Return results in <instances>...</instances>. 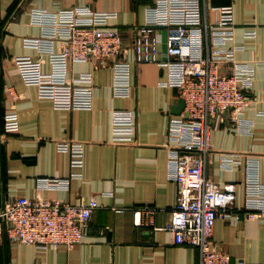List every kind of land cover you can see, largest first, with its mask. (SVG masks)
Returning a JSON list of instances; mask_svg holds the SVG:
<instances>
[{
    "label": "crops",
    "instance_id": "crops-1",
    "mask_svg": "<svg viewBox=\"0 0 264 264\" xmlns=\"http://www.w3.org/2000/svg\"><path fill=\"white\" fill-rule=\"evenodd\" d=\"M155 2L0 0V207L19 197L75 205L94 198L99 204L83 243L73 249L39 248L4 237L0 264H200L199 249L177 245L174 233L165 229L178 196L169 163L174 145L167 137L169 115H176L180 100L178 89L169 85L166 66L135 62L134 29L146 25L147 10ZM201 6L210 25L218 18L215 8L233 7L238 62L254 69L240 119L221 113L212 121L206 176L220 185H237L235 210L217 220L213 242L233 263L264 264V220H248L244 209L247 164L264 184V0H201ZM76 7L116 13L109 23L120 30L132 62L128 97H115L113 70L97 69L91 61L68 69L75 78L93 73L91 109H73L71 88L51 83L48 55L45 62L38 60L44 28L33 23L32 13ZM152 38L159 61L167 60L166 29H155ZM232 66L223 64V72L231 73ZM13 110L20 129L6 132L4 117ZM116 113L132 118L118 122ZM62 142L81 144L82 155L59 151ZM48 179L62 181L61 188L45 187ZM146 207L154 210L153 226L138 225Z\"/></svg>",
    "mask_w": 264,
    "mask_h": 264
},
{
    "label": "built area",
    "instance_id": "built-area-1",
    "mask_svg": "<svg viewBox=\"0 0 264 264\" xmlns=\"http://www.w3.org/2000/svg\"><path fill=\"white\" fill-rule=\"evenodd\" d=\"M215 25L203 16L201 0H156L147 10V22L136 27L133 42L135 62H159L168 68L169 85L178 89L185 103L180 115H169L167 137L174 145L169 163L178 188L177 205L172 221L165 227L174 233L176 244L198 248L200 264L233 263L230 255L213 242L219 218H228L235 210L237 185H220L206 176V160L211 148L212 121L221 113L239 120L247 109L245 89L253 81L254 69L238 62L240 47L235 39L234 9L215 8ZM113 12H96L89 7H76L62 12L35 9L33 23L44 28L38 60L48 55L52 65L51 83L71 88L73 109H91L94 99L93 73L69 76V65L91 61L97 69L113 70V94L128 97L131 92L132 62L118 28L109 21ZM167 31V60L157 58L158 43L152 38L157 28ZM247 36H255L247 32ZM57 44L58 46H56ZM223 64L233 65L231 73L223 72ZM10 95L16 98L13 88ZM116 121L132 118L129 113H116ZM6 132L20 129L13 110L4 117ZM58 149L74 157L82 155V145L58 143ZM253 166L245 168V217L264 220V184L258 181ZM76 177V175H74ZM62 181L46 180L44 186L61 188ZM98 202L75 205L67 201H50L19 197L0 207V241L4 237L22 245L39 248L66 246L73 249L84 242ZM138 219L140 226H153L154 210L144 208ZM239 216L236 215V219Z\"/></svg>",
    "mask_w": 264,
    "mask_h": 264
},
{
    "label": "water",
    "instance_id": "water-1",
    "mask_svg": "<svg viewBox=\"0 0 264 264\" xmlns=\"http://www.w3.org/2000/svg\"><path fill=\"white\" fill-rule=\"evenodd\" d=\"M184 108H185V103L182 99H180L178 103L176 104V107L173 112L176 115H180L182 111L184 110Z\"/></svg>",
    "mask_w": 264,
    "mask_h": 264
}]
</instances>
